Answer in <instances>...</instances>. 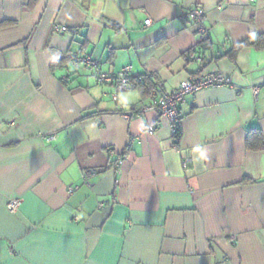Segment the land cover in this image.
<instances>
[{
    "label": "crops",
    "instance_id": "obj_1",
    "mask_svg": "<svg viewBox=\"0 0 264 264\" xmlns=\"http://www.w3.org/2000/svg\"><path fill=\"white\" fill-rule=\"evenodd\" d=\"M256 32L264 0H0V264H264V149L245 146L264 137V49L224 55ZM74 56L152 89L113 99ZM209 71L232 84L179 104L176 142L142 108Z\"/></svg>",
    "mask_w": 264,
    "mask_h": 264
},
{
    "label": "built area",
    "instance_id": "obj_2",
    "mask_svg": "<svg viewBox=\"0 0 264 264\" xmlns=\"http://www.w3.org/2000/svg\"><path fill=\"white\" fill-rule=\"evenodd\" d=\"M185 17L200 27V32L204 33L203 20L205 18L204 12L198 6H193L186 11ZM151 22V18L144 19V25L148 26ZM53 31L56 33H65L70 31L75 33L77 29L75 27H68L63 24H54ZM83 63L86 68L91 69L94 73L95 80L98 83H111L115 87V91L112 92L111 96L113 99L116 98L117 91L129 90L135 87L143 79L141 73H137L132 69L131 65H125L119 70L111 72L102 70L99 67V62L97 59L90 56L73 57V63ZM232 79L230 76L222 73L220 71H209L200 72L195 75H190L189 77L182 80L178 86L172 91H167L163 89L160 84H157L154 94L151 96L150 102L146 104L142 110H153L157 113L159 117L167 118L171 121V127L174 134V139L177 142L179 139L175 136L177 124L180 121V111L179 104L185 100L188 95H193L198 90L220 85H231ZM253 92L257 94V87L253 88ZM140 110V109H139ZM135 112L134 106H132L128 113ZM155 129L154 124H150L146 127V130L151 132ZM190 159L184 160V165L188 164ZM76 186H69L68 190L73 191ZM18 199H10L8 201V208L11 212H15L18 207Z\"/></svg>",
    "mask_w": 264,
    "mask_h": 264
},
{
    "label": "trees",
    "instance_id": "obj_3",
    "mask_svg": "<svg viewBox=\"0 0 264 264\" xmlns=\"http://www.w3.org/2000/svg\"><path fill=\"white\" fill-rule=\"evenodd\" d=\"M207 42L204 39H201L197 43V47H206ZM245 46H251L256 49H264V32H256L252 35H248L244 37L243 39L236 41V42H231L229 47L226 49L224 55L229 57L231 60H235L237 53L239 50ZM195 47V48H197ZM192 48V49H195ZM144 77L140 83L137 85H146L150 91L152 87L150 88L148 83L145 82L146 80V75L141 73ZM144 82V83H143ZM149 91V93H150ZM181 119V118H180ZM175 136L178 137V139L181 137V126L178 122L177 128H176V133ZM245 146L247 149L251 150H260L264 149V137L262 135V132L259 127L257 126H252L249 127L246 131V137H245Z\"/></svg>",
    "mask_w": 264,
    "mask_h": 264
}]
</instances>
